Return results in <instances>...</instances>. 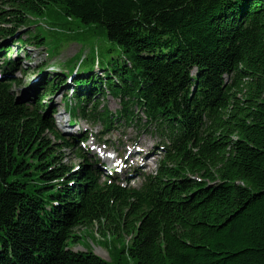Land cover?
Returning <instances> with one entry per match:
<instances>
[{
    "label": "trees",
    "instance_id": "1",
    "mask_svg": "<svg viewBox=\"0 0 264 264\" xmlns=\"http://www.w3.org/2000/svg\"><path fill=\"white\" fill-rule=\"evenodd\" d=\"M53 7L104 29L106 62L56 70L34 24ZM128 127L153 140L139 161L92 152ZM80 227L127 235L131 264H264V0H0V264H122L73 250Z\"/></svg>",
    "mask_w": 264,
    "mask_h": 264
},
{
    "label": "rangeland",
    "instance_id": "2",
    "mask_svg": "<svg viewBox=\"0 0 264 264\" xmlns=\"http://www.w3.org/2000/svg\"><path fill=\"white\" fill-rule=\"evenodd\" d=\"M53 22L59 23L60 25H55ZM34 24L37 28L44 34L46 37L47 50L50 54H52V48H56L59 50V57L57 59L61 60L62 65L60 68H56V70L64 71L68 68V64L70 62L66 61L70 56L72 57L75 53L80 56L90 55L95 59H101L103 62H106L108 59L107 54L105 53V49L109 47H115L116 45L110 41L103 28L97 27L95 24H85L82 23L79 19L62 16L61 12L57 7H53L45 12V15L42 17L36 18ZM32 49V48H30ZM34 51V50H33ZM38 51V50H37ZM22 51H20V56L22 57ZM44 52V50H42ZM36 61L34 63L27 62L29 64L31 71H29L26 75H21L17 73L16 75L21 79V83L16 86V91L18 95H22L25 97L29 93H33L36 90L35 84L36 81H40L41 74L33 71L32 69L38 64V53H36ZM56 56V55H55ZM77 55H74V60ZM13 57V55H12ZM57 59H48L50 65H54V62ZM18 60V59H17ZM98 60H96L97 62ZM73 64V61H71ZM48 65V66H50ZM63 90L61 88L56 93H54L52 99L55 102V105L60 103V92ZM45 102L47 99L44 100ZM103 104H106L108 109L113 112L114 109L119 107L118 102L110 97L109 94L106 95V98L103 99ZM66 114L61 107L58 108L57 113L54 115L56 122L62 126L66 120ZM68 118V117H67ZM79 125V124H78ZM82 126L86 127L87 125L81 122ZM61 129V127H59ZM77 129V128H75ZM99 126L93 128V130H98ZM120 130H112L107 136V140H111L112 146H104L102 142H95L94 137L89 139L88 144L91 147L92 152H96L98 156L104 157L107 161L108 157L112 158L109 163L111 167H117L124 165V160L135 161L136 155H131L134 153L135 149L141 148V146H147L149 144H153V140L146 137L148 135L141 134L140 136H135L133 133L132 127H128ZM49 137V136H47ZM51 138V137H50ZM155 139V138H154ZM128 149V151H127ZM119 151L123 153V157L120 155L117 158L114 157L115 151ZM64 152L63 161L67 163H78V159L75 157V151L69 150L68 148H63ZM97 156V157H98ZM127 158V159H125ZM155 166V160L150 158L146 160V165L142 170L149 172L153 170ZM136 177V176H135ZM139 183V178H136L132 185H136ZM74 234L78 236V242H75L71 245L73 250H92L102 258L109 259H117L119 256L122 257V264H131L129 258L127 259L126 254H119L118 251L123 247L127 246L129 243V237L126 235L125 239H120L118 237L107 235L105 238L101 236L95 228H75Z\"/></svg>",
    "mask_w": 264,
    "mask_h": 264
},
{
    "label": "water",
    "instance_id": "3",
    "mask_svg": "<svg viewBox=\"0 0 264 264\" xmlns=\"http://www.w3.org/2000/svg\"><path fill=\"white\" fill-rule=\"evenodd\" d=\"M3 43H7V40H4ZM1 45H3V44H1ZM74 55H76V53ZM74 55L72 57H74ZM72 57L70 56L69 59H71Z\"/></svg>",
    "mask_w": 264,
    "mask_h": 264
}]
</instances>
